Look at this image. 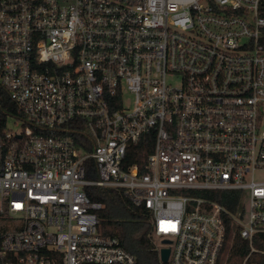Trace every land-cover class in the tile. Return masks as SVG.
Instances as JSON below:
<instances>
[{
    "label": "built area",
    "instance_id": "obj_1",
    "mask_svg": "<svg viewBox=\"0 0 264 264\" xmlns=\"http://www.w3.org/2000/svg\"><path fill=\"white\" fill-rule=\"evenodd\" d=\"M0 89V264L135 263L96 187L169 264H264V0H0Z\"/></svg>",
    "mask_w": 264,
    "mask_h": 264
},
{
    "label": "trees",
    "instance_id": "obj_2",
    "mask_svg": "<svg viewBox=\"0 0 264 264\" xmlns=\"http://www.w3.org/2000/svg\"><path fill=\"white\" fill-rule=\"evenodd\" d=\"M9 115L22 114L8 93L0 89L1 126ZM73 136L76 139L81 137L78 133H73ZM88 194L105 204V208L100 212L101 229L107 235L120 238L123 246L135 255L136 261L133 264H169L161 262L157 246L150 235L152 225L148 211L133 205L121 191L116 189L96 187L90 189ZM222 194L229 197L233 192ZM219 200L227 204V198L219 197ZM228 206L231 207L229 204ZM241 243L242 239L237 235L234 247ZM235 256L233 255L231 260L236 259Z\"/></svg>",
    "mask_w": 264,
    "mask_h": 264
},
{
    "label": "rangeland",
    "instance_id": "obj_3",
    "mask_svg": "<svg viewBox=\"0 0 264 264\" xmlns=\"http://www.w3.org/2000/svg\"><path fill=\"white\" fill-rule=\"evenodd\" d=\"M8 127L11 128L13 131H16V132L17 131H22L23 123L20 120H15L13 118H9L8 119ZM244 210L245 211H244V214H243V221L245 223H247L248 220H249V211H250V207H249V203L248 202L245 203ZM155 242H156L158 247H160L162 245L160 238L159 239L157 238Z\"/></svg>",
    "mask_w": 264,
    "mask_h": 264
},
{
    "label": "water",
    "instance_id": "obj_4",
    "mask_svg": "<svg viewBox=\"0 0 264 264\" xmlns=\"http://www.w3.org/2000/svg\"><path fill=\"white\" fill-rule=\"evenodd\" d=\"M170 240H163L162 244H169ZM170 249L169 247H163L160 251V260L161 262H167L169 258Z\"/></svg>",
    "mask_w": 264,
    "mask_h": 264
},
{
    "label": "flooded vegetation",
    "instance_id": "obj_5",
    "mask_svg": "<svg viewBox=\"0 0 264 264\" xmlns=\"http://www.w3.org/2000/svg\"><path fill=\"white\" fill-rule=\"evenodd\" d=\"M163 240H166V239H162V240H161V243L163 242Z\"/></svg>",
    "mask_w": 264,
    "mask_h": 264
}]
</instances>
